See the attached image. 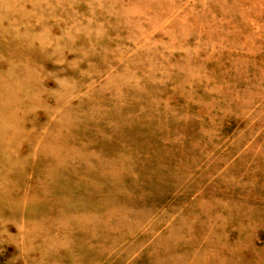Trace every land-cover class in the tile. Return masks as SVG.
Segmentation results:
<instances>
[{
  "label": "rangeland",
  "instance_id": "374dc122",
  "mask_svg": "<svg viewBox=\"0 0 264 264\" xmlns=\"http://www.w3.org/2000/svg\"><path fill=\"white\" fill-rule=\"evenodd\" d=\"M1 7L0 264H264V0Z\"/></svg>",
  "mask_w": 264,
  "mask_h": 264
},
{
  "label": "bare ground",
  "instance_id": "6f19581e",
  "mask_svg": "<svg viewBox=\"0 0 264 264\" xmlns=\"http://www.w3.org/2000/svg\"><path fill=\"white\" fill-rule=\"evenodd\" d=\"M2 10V7L0 8ZM4 11V10H3ZM1 22V21H0Z\"/></svg>",
  "mask_w": 264,
  "mask_h": 264
}]
</instances>
